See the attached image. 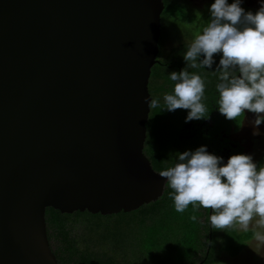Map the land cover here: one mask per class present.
<instances>
[{"label": "water", "instance_id": "1", "mask_svg": "<svg viewBox=\"0 0 264 264\" xmlns=\"http://www.w3.org/2000/svg\"><path fill=\"white\" fill-rule=\"evenodd\" d=\"M162 0H0V264H59L45 210L130 212L166 178L143 152Z\"/></svg>", "mask_w": 264, "mask_h": 264}, {"label": "clouds", "instance_id": "2", "mask_svg": "<svg viewBox=\"0 0 264 264\" xmlns=\"http://www.w3.org/2000/svg\"><path fill=\"white\" fill-rule=\"evenodd\" d=\"M240 5L241 0H214L209 22L183 55L186 68L168 74L173 91L164 95L163 106L159 98L151 97L149 108L187 109L186 122L207 119L205 81L187 68H211L214 55L220 53L215 70L219 72V112L237 121L247 110L256 114L254 126L264 121V3L255 13ZM177 154L178 162L159 173L173 190L177 212H184L190 204L211 209L213 229L239 225L245 231L259 217L256 227L264 229V166L258 168L248 154H233L222 163L223 158L209 153L205 146ZM255 238L264 242V233L257 231Z\"/></svg>", "mask_w": 264, "mask_h": 264}, {"label": "trees", "instance_id": "3", "mask_svg": "<svg viewBox=\"0 0 264 264\" xmlns=\"http://www.w3.org/2000/svg\"><path fill=\"white\" fill-rule=\"evenodd\" d=\"M149 137H154L153 132ZM155 153L152 164L156 170L171 167L166 164L167 149L162 147ZM172 192L168 186L157 200L110 215L46 208L49 243L54 237L62 243L60 249H53L50 243L58 263L215 264L224 251L225 233L235 231V227L213 229L200 206L190 204L184 212H177Z\"/></svg>", "mask_w": 264, "mask_h": 264}, {"label": "flooded vegetation", "instance_id": "4", "mask_svg": "<svg viewBox=\"0 0 264 264\" xmlns=\"http://www.w3.org/2000/svg\"><path fill=\"white\" fill-rule=\"evenodd\" d=\"M162 1L164 8L160 19L158 53L156 62L151 67L148 91L150 97L159 98L163 106L164 95L171 93L174 87V82L170 80L168 74L186 68L187 62L183 59V55L195 36L202 33V29L209 22V9L214 0ZM232 2L233 0H228V3ZM262 3L264 0H241L240 6L256 12ZM168 7H173L174 10L169 11ZM201 17H204L205 24L202 23ZM178 23L180 26L177 25ZM191 27L194 30L191 31ZM220 58V53L214 55L211 68H187L190 73L199 74L205 81L203 102L209 110L207 119L186 122L185 117L189 111L187 109H176L175 111L149 109L143 152L152 167L153 156L162 147L168 151L166 164L169 166H174L178 162L177 153L195 151L200 146H205L209 153L222 157V163H226L229 156L244 154L246 150H251L256 139L264 134V121L259 126H254L253 121L256 114L252 112L245 110L244 115L237 121L228 120L219 112V93L216 89L219 72L215 70ZM198 59L202 60L203 55L201 54ZM254 130L258 134H253ZM151 132L154 134L153 138L149 137ZM167 187L166 181L163 192ZM202 211L209 216L212 214L211 209L203 208ZM201 221L205 222V218ZM207 223L210 224V220Z\"/></svg>", "mask_w": 264, "mask_h": 264}, {"label": "rangeland", "instance_id": "5", "mask_svg": "<svg viewBox=\"0 0 264 264\" xmlns=\"http://www.w3.org/2000/svg\"><path fill=\"white\" fill-rule=\"evenodd\" d=\"M243 9L246 12L251 11L255 13L247 7H243ZM201 21L205 24L204 17H201ZM177 25H179V23ZM192 30H194L193 27H191V31ZM244 154L251 155L258 168L264 166V134L256 139L252 149L246 150ZM204 217H202L201 220H203ZM258 219L259 217H254L247 231L241 229L239 225H236L235 231H227L225 233V240H223L222 244L224 251L220 253L219 259L215 264H264V242L258 241L255 238V233L257 231L264 233V229L256 227V221ZM79 224L80 222L78 225ZM50 243L53 249L61 248L62 243L58 238L55 239L54 237L51 239ZM195 259L199 260L198 257Z\"/></svg>", "mask_w": 264, "mask_h": 264}]
</instances>
